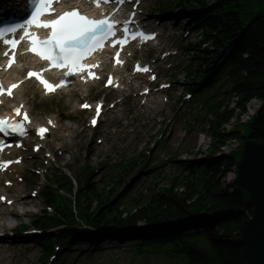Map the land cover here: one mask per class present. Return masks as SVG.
Instances as JSON below:
<instances>
[{"label": "trees", "instance_id": "16d2710c", "mask_svg": "<svg viewBox=\"0 0 264 264\" xmlns=\"http://www.w3.org/2000/svg\"><path fill=\"white\" fill-rule=\"evenodd\" d=\"M181 2L182 9L191 12L185 17L188 29L196 26L206 45L192 49L199 76L210 69L225 45L235 42L227 59L228 81L223 98L215 99L217 103L208 108L211 118L206 134L211 141L210 154L201 163H182L191 172L189 178L169 182L136 212L108 215L97 206L87 219L97 226H114L124 231L142 223L149 231L143 234L164 235L153 247L162 249L168 264H245L239 234L243 222L253 213V203L236 185L232 184L231 189L224 186L222 180L237 165L241 152L224 157L220 148L233 140L264 142V0ZM232 102L234 108L230 109ZM251 102L260 103V109L249 124L243 125L247 135L238 132L241 124L233 129L223 128L232 118L240 120L246 115ZM218 152L219 158L213 159ZM157 226L162 228L154 230Z\"/></svg>", "mask_w": 264, "mask_h": 264}, {"label": "snow or ice", "instance_id": "6c2138e0", "mask_svg": "<svg viewBox=\"0 0 264 264\" xmlns=\"http://www.w3.org/2000/svg\"><path fill=\"white\" fill-rule=\"evenodd\" d=\"M66 3L67 0H30V6L32 8L31 16L24 24L12 25L11 27L0 29V44L9 45L12 51V55L9 56V52L5 51L3 56L8 59V68L16 62L15 49L20 41L13 39H7L6 37L11 34L15 37L18 30L24 29V36L20 38L23 40L25 37L30 40V51L37 55L40 59L46 60L52 66H58L66 68V76H72L75 72L86 71L85 65L82 63L87 57L98 50H102L107 42L112 41V46L115 47L117 44L123 48L128 42V37L131 36L132 39H137V34L132 32L127 24L124 26H119L117 22L113 21L109 15L104 13L101 14V18L94 19L89 18L83 14L79 8L72 9L71 11L65 12L55 19L50 20L47 23H41L40 18L48 15L49 12H54L55 9L52 7L53 3ZM117 4H123L127 0H115ZM83 3L92 4L96 7H100L102 4H111L112 0H83ZM127 23H131L128 21ZM30 26L36 28L50 29V38L44 41H40L38 38L33 37L32 33L27 31ZM121 32L122 35L119 37L117 33ZM140 37H144V33H139ZM115 38V39H114ZM154 37H147L151 39ZM119 53H117V57ZM118 63H122L117 60ZM98 65H94L96 67ZM138 71H148L147 68L140 69L137 66ZM89 76L93 79L94 74L89 72ZM35 77L45 88L47 92H54L57 87L61 85H52L47 80L41 78V74L35 72H29L28 78ZM155 79V77H153ZM64 81L61 82L63 84ZM111 83V80H109ZM17 84H13L11 88L4 89L3 85L0 84V97L3 95H8L11 97L13 89L17 88ZM0 104H3V100L0 99ZM84 107H89V105H84ZM21 105L19 108L15 109V114L23 116L24 121H29V116L26 112L22 113ZM51 123V121H49ZM95 123V121H93ZM23 126L19 122L12 126V131L18 133L20 136H24L26 133L22 130ZM46 128H40L37 131L42 139L44 138ZM0 133H4L5 136L9 135V126L6 121L0 120ZM11 146V145H8ZM21 146L20 144L16 145ZM39 147L37 146V149ZM0 151H2V146H0ZM10 163H19V161H9ZM6 167V164L0 163V169Z\"/></svg>", "mask_w": 264, "mask_h": 264}, {"label": "rangeland", "instance_id": "374dc122", "mask_svg": "<svg viewBox=\"0 0 264 264\" xmlns=\"http://www.w3.org/2000/svg\"><path fill=\"white\" fill-rule=\"evenodd\" d=\"M171 1V0H169ZM155 2L151 3V7L150 9H154ZM185 14V13H183ZM154 15V14H153ZM157 15L152 16L151 18H156ZM184 17V16H183ZM173 24L175 25V28L179 29V28H183V22L179 21V20H173ZM195 34L192 33V35L190 36L191 40L195 39ZM175 45V47H178L179 45L177 43H175L173 40H171L170 42V46L173 47ZM187 59V56L185 54V56L182 57V59L180 61H185ZM176 73H172L171 78L175 81V89L173 90V94L171 95V101H173L174 99H176L177 97H179V95H181L182 93H184L182 90V75L178 76V77H174ZM30 98H32V96H29ZM36 105V104H35ZM160 103H158L156 100H152L149 105L147 106V108L143 111V116L139 119L136 120V116L134 117L133 115H123L121 119H117L116 121H119V127L121 129V132H123L125 129H131V128H135L136 131L135 133L130 136V138H136L137 142L136 145L133 149V151H128L127 153L124 154L123 157L126 158H130L134 155H136L140 149H143L146 145L145 142H147L150 137L151 134H148L145 139L138 141L139 135L141 134L142 131L148 130L149 127H147L146 122L147 119H150L153 116L156 115H161L164 118L170 113L171 111V106H163ZM258 104L257 103H250L248 105V110L249 112L254 111L255 109H257ZM41 110L43 112H45L46 114H55V115H59L61 117V123L65 126V128H67V131L65 129V131L67 133H73L76 136V140L74 142V147L78 149L77 154L74 155H79L81 153V151H83V149L85 148L86 145V140H85V134H81V135H77V131L79 129L83 128V118L76 116V117H68L67 116V109L69 108V105L67 106L65 104V102H61L58 103L57 101H49L45 104H41ZM115 128V125H114ZM238 129L242 130L243 132H245V135H247V130L246 127L243 126H238ZM175 132V139L173 141H171L169 144H167V149L165 152H162L161 150H158L154 156H152V160L154 162L157 161H164L167 160L169 157L172 158L175 154H178V159L180 158L181 160H184V158L182 159L181 157H185V160H192V154L193 156L195 155L196 152H202V155L199 157L197 156L196 158L200 160H205V156H206V152L209 149V141L208 138L204 135H202L200 137V129L198 126H193V129L189 132V134L187 135L186 138L183 137L184 133H186V130L184 128V126L182 124L179 125L178 130L174 131ZM154 135V134H153ZM107 136L111 137V133L108 131L107 132ZM105 137V136H104ZM127 140L124 141V143H126ZM152 141V140H150ZM91 151L89 153V157H88V165L89 166H93L99 162H103V159L106 158L107 154L104 152V150L101 147H94L91 145ZM229 148H232L231 146H229ZM215 157H217V155L215 154ZM177 158V157H176ZM81 164H83L82 160H79ZM72 163V157L71 155L68 156L66 159H62L59 163V165L63 168L68 167L71 165L72 170H78L79 166L76 163ZM162 166H158L157 168H161ZM179 174H181L180 172H177L174 168H172L171 165H167V166H163V170H161L158 173L157 179L154 182H151L148 185L149 191L150 190H154L156 185H161V186H165L167 185L168 181L175 176H178ZM232 177L230 175L226 176L222 182L224 183V186H228L229 184H231L232 182ZM139 184H136V186H138ZM101 189V188H99ZM130 195L132 196L133 193H130ZM40 201L37 200L36 202V206H32L31 212L32 214H34L35 212L40 210ZM34 212V213H33ZM9 219V218H8ZM9 222L12 223V225H15L16 221L14 219L8 220ZM24 221V219H22L21 221H17L18 224L20 222ZM26 221V220H25ZM38 257H40V251L38 252H34L29 259L21 261V264H37V259ZM76 258L73 260L75 261ZM80 264H82L79 261ZM83 264H160L159 262H156L155 260H138L135 261L134 263L130 262V257L128 255H126V253H122L120 250H115V249H106L103 251H99L97 254H95V261L91 262H85Z\"/></svg>", "mask_w": 264, "mask_h": 264}, {"label": "water", "instance_id": "95a60500", "mask_svg": "<svg viewBox=\"0 0 264 264\" xmlns=\"http://www.w3.org/2000/svg\"><path fill=\"white\" fill-rule=\"evenodd\" d=\"M242 156L236 183L249 193L254 209L252 218L242 225L239 242L245 264H264V142H245Z\"/></svg>", "mask_w": 264, "mask_h": 264}, {"label": "bare ground", "instance_id": "6f19581e", "mask_svg": "<svg viewBox=\"0 0 264 264\" xmlns=\"http://www.w3.org/2000/svg\"><path fill=\"white\" fill-rule=\"evenodd\" d=\"M32 89V86L30 84H26L25 86H23L21 88V90L18 92V97L20 98V100H22L23 98H26L25 96H27L30 91ZM32 206V202L28 201V199L25 198H21V197H17L15 198L14 201V208L17 207L20 211L19 213H15V215H19L20 217L26 216L29 212H30V208ZM13 228V225L11 222L8 221V219L6 220H2L0 222V229H4L2 231H6V229H11ZM10 248L8 247H0V257H3L5 252H7Z\"/></svg>", "mask_w": 264, "mask_h": 264}]
</instances>
